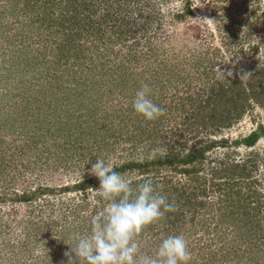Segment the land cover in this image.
Wrapping results in <instances>:
<instances>
[{"label":"rangeland","instance_id":"obj_1","mask_svg":"<svg viewBox=\"0 0 264 264\" xmlns=\"http://www.w3.org/2000/svg\"><path fill=\"white\" fill-rule=\"evenodd\" d=\"M109 156L174 206L142 255L182 235L190 264H264V0H0V264H68Z\"/></svg>","mask_w":264,"mask_h":264},{"label":"clouds","instance_id":"obj_2","mask_svg":"<svg viewBox=\"0 0 264 264\" xmlns=\"http://www.w3.org/2000/svg\"><path fill=\"white\" fill-rule=\"evenodd\" d=\"M152 88L143 83L136 91L133 110L146 121H155L164 109L151 98ZM157 154L167 153L154 149L148 159ZM144 156L139 157L143 162ZM118 157H97L90 172L99 180L96 195L104 202L102 210L95 215L87 232L74 231L70 239L68 264H190L191 254L182 235L162 238L155 255L141 254V244L137 237L145 226L159 221L167 212L174 211L173 204L161 195L153 178L145 177L142 182H134L124 174L115 171L122 166Z\"/></svg>","mask_w":264,"mask_h":264},{"label":"trees","instance_id":"obj_3","mask_svg":"<svg viewBox=\"0 0 264 264\" xmlns=\"http://www.w3.org/2000/svg\"><path fill=\"white\" fill-rule=\"evenodd\" d=\"M240 80V79H239ZM239 80H237L236 82H234V85H238L239 84ZM239 81V82H238ZM241 92H243L244 93V91H241ZM237 109V111H236V115H235V117H237V118H239V115H241L243 112H244V107L243 106H240L239 108H236ZM259 134H261V132L260 133H258V132H254V133H252V134H250V136L246 139V141H247V143L250 145V144H254L257 140H258V138H259ZM195 156L194 155H192V158H194Z\"/></svg>","mask_w":264,"mask_h":264}]
</instances>
